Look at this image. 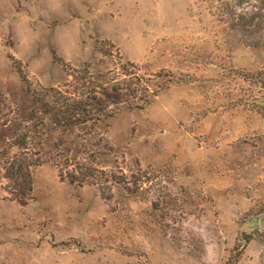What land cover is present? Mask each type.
Masks as SVG:
<instances>
[{
	"label": "rangeland",
	"instance_id": "374dc122",
	"mask_svg": "<svg viewBox=\"0 0 264 264\" xmlns=\"http://www.w3.org/2000/svg\"><path fill=\"white\" fill-rule=\"evenodd\" d=\"M234 11L264 0H0V264H264V31ZM100 73L140 89L94 130L40 113Z\"/></svg>",
	"mask_w": 264,
	"mask_h": 264
},
{
	"label": "trees",
	"instance_id": "16d2710c",
	"mask_svg": "<svg viewBox=\"0 0 264 264\" xmlns=\"http://www.w3.org/2000/svg\"><path fill=\"white\" fill-rule=\"evenodd\" d=\"M245 16L246 17L240 12H229L227 20L234 32H242L243 28L246 29L247 26H256V22H252L255 18L259 20L256 32L260 30L264 31V28L259 29L261 24L260 20L264 24V13H261V11L251 12L245 14ZM252 32L251 34L253 35L255 32ZM256 44L257 43H249L245 45L255 47ZM9 58L17 70L20 79L25 83V89L31 98V103H38L42 98L37 99L35 93L31 90L30 85L27 83V78L20 69V62L15 60L12 56H9ZM96 79L99 81V84L93 86L90 85L88 87L83 86L82 89L76 88L74 91L62 92L61 89L52 87L47 89L44 97L48 94L52 100V104L48 105L43 102L41 104L42 107L39 109L40 113L43 115H52L53 118L51 121L54 122L55 126L75 127L82 125L83 127L88 126L89 130H94L97 124L103 123L114 112H116L115 110L107 108L108 105L105 103L107 100L105 99V96L110 94H124L134 97L140 89L139 83H136L131 87H114L112 81L107 80L106 73L97 74ZM142 89L143 91L146 90V88ZM154 94L155 93H153V95ZM147 102V100L144 101V103ZM34 164H28L26 158L23 157L10 163L9 167H5L4 175L9 184L8 188L10 189V194L20 205H25L30 199L28 195L31 191L29 169ZM59 178H61L60 175ZM67 180L70 183H73L71 178H67Z\"/></svg>",
	"mask_w": 264,
	"mask_h": 264
},
{
	"label": "water",
	"instance_id": "95a60500",
	"mask_svg": "<svg viewBox=\"0 0 264 264\" xmlns=\"http://www.w3.org/2000/svg\"><path fill=\"white\" fill-rule=\"evenodd\" d=\"M263 219H264V217H263Z\"/></svg>",
	"mask_w": 264,
	"mask_h": 264
}]
</instances>
